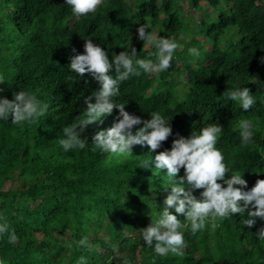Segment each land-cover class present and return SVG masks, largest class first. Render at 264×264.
Instances as JSON below:
<instances>
[{"label": "trees", "instance_id": "trees-1", "mask_svg": "<svg viewBox=\"0 0 264 264\" xmlns=\"http://www.w3.org/2000/svg\"><path fill=\"white\" fill-rule=\"evenodd\" d=\"M189 1L201 10L195 30L208 47L192 35L178 40L184 11L176 0H103L85 16L73 14L65 0H0V98L14 100L26 90L49 105L34 125L0 120V223L7 220L17 236L15 242L0 236L6 264H78L81 257L86 264H123L125 258L131 264H264V240L254 235L264 221L243 226L246 213L220 221L215 230L210 224L195 235L185 230L183 256H156L140 236L171 191L166 170L155 169L154 158L193 130L222 125L217 147L230 172L242 174L245 190L264 179V0ZM191 12L186 18L194 21ZM144 23L152 26L146 31L175 37L180 48L165 72H141L122 82L115 100L142 120L154 111L173 116L171 135L154 151L134 146L128 158L94 150L92 136L113 125L114 109L87 127L85 149L64 151L63 127L83 118L85 98L100 87L91 76L71 71L70 58L84 54L91 39L110 61L129 42L139 58L155 60V48L138 39ZM192 47L200 50L199 58L188 54ZM236 87L253 95L248 111L223 94ZM244 119L254 122L248 146L239 134ZM147 159L149 166H140ZM183 175L181 169L175 179ZM82 238L87 246L78 244Z\"/></svg>", "mask_w": 264, "mask_h": 264}, {"label": "clouds", "instance_id": "clouds-1", "mask_svg": "<svg viewBox=\"0 0 264 264\" xmlns=\"http://www.w3.org/2000/svg\"><path fill=\"white\" fill-rule=\"evenodd\" d=\"M177 1L180 3L182 0H176V4ZM187 1L189 4L190 1ZM65 3L76 16H85L95 13L103 4V0H65ZM183 8L181 5V9ZM197 10L201 13L200 9L193 7L187 9V12L192 11L194 15ZM183 11L185 18L181 17V20L185 29L190 20L186 18L187 12L184 9ZM194 21L197 25L199 16L195 17ZM151 27L150 23H144L137 32L139 40L155 48L156 51L151 54L155 60L139 58L136 48L129 42L127 48L119 54H114L110 61L108 52L94 44L91 39L84 42V54L70 58L71 71L79 77L85 74L91 76L100 87L92 94L95 97L94 103L90 102L92 96L85 98L86 111L83 112V118L78 117L63 127L64 138H61L59 143L64 151L85 149L89 143L83 136L87 127L96 122L102 123V117L111 115L114 109L118 110V116L113 125L92 136L94 150L128 158L132 156L134 146L147 145L154 151L167 141L172 133L170 122L173 116L167 117L154 111L149 119L142 120L129 114L125 110V103L118 104L115 100L120 95L122 82L132 76H140L141 72L148 74L165 72L170 68L175 52L180 48L175 37L164 38L157 32L146 31ZM196 35L203 38V41H198L208 47L204 36L197 33ZM188 54L194 58L201 55L200 50L195 47L189 48ZM0 83H4L2 76ZM223 94L231 101H239L244 111H248L256 102L247 87L231 88ZM48 110L49 105L43 103L32 91L21 90L15 94L14 100L0 98V120L8 121L11 118L13 124H37L41 117L48 114ZM138 125L142 126L133 132L134 127ZM223 128L219 123L213 122L199 131L193 130L187 138L175 139L170 150L160 151L155 156V169L166 170L170 184L168 188L171 191L164 199L163 207L156 204L158 211L155 213V219L139 232L144 245L153 249L156 256L166 257L169 254L183 256L187 247L184 239L185 230H190L191 234L195 235L205 230L209 224L211 229L215 230L220 227V221L245 213L243 226L252 228L257 218L264 221V179H257L250 190H245L247 181L242 178V174L230 172L222 151L217 147ZM239 134L242 146L252 144L254 122L249 119L241 120ZM140 166L147 168L148 159ZM181 169L184 175L175 179ZM226 173H231V178L226 179ZM195 190H202L199 198L194 195ZM170 209H174L175 214ZM181 216L183 219L178 218ZM4 235L8 236L9 242H15L17 239L15 230L10 228L7 220L0 223V236ZM254 235L257 239L264 240V227L259 228ZM78 244L87 246V238H82ZM113 250L117 251L115 247ZM0 264H6V261L0 259ZM78 264H86L85 258L81 257ZM123 264H131V261L125 258Z\"/></svg>", "mask_w": 264, "mask_h": 264}, {"label": "rangeland", "instance_id": "rangeland-1", "mask_svg": "<svg viewBox=\"0 0 264 264\" xmlns=\"http://www.w3.org/2000/svg\"><path fill=\"white\" fill-rule=\"evenodd\" d=\"M177 4H178L180 7H181V5H182V6L184 7L183 9L185 10V12H187V9H191V7L189 8V4H188V1H187V0H182L180 3H179V1H177ZM199 14H200V11L197 10V12H195L194 16H195V17H198ZM184 18H185V15L182 16V19H184ZM187 25H188V27H185V29H184V30H186L187 32H186V33L182 32V33L179 35L178 40H180V41H186V40H189V39H190V38H189L190 35L194 36L195 39H197V40H201V41L204 40L203 38H200L199 35H196L197 32H196V30H195V26H196L195 21L190 20V22H188ZM195 35H196V36H195ZM146 46L148 47L149 45L147 44ZM16 182H17V181H15V184H13V185H16ZM8 186H9V182H7V183L5 184V187H8ZM39 236H40V235H39ZM99 245H101V244H99Z\"/></svg>", "mask_w": 264, "mask_h": 264}]
</instances>
